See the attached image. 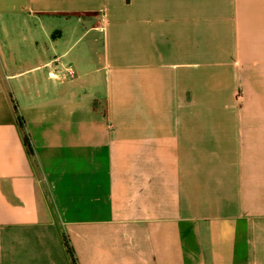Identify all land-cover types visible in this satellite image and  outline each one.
<instances>
[{
  "label": "crops",
  "instance_id": "1",
  "mask_svg": "<svg viewBox=\"0 0 264 264\" xmlns=\"http://www.w3.org/2000/svg\"><path fill=\"white\" fill-rule=\"evenodd\" d=\"M64 237L264 264V0H0V264H72Z\"/></svg>",
  "mask_w": 264,
  "mask_h": 264
},
{
  "label": "trees",
  "instance_id": "2",
  "mask_svg": "<svg viewBox=\"0 0 264 264\" xmlns=\"http://www.w3.org/2000/svg\"><path fill=\"white\" fill-rule=\"evenodd\" d=\"M17 121H18L19 126H20V128L22 130V133H23V142H24V145L26 147V150L29 153H31L32 152V145L30 143L29 136H28L27 132L24 130L23 118L19 114H17ZM63 244H64V247L66 249V252L68 253V256L70 258L71 263L72 264H77L76 258L74 256L73 248L69 244L68 240L65 237L63 238Z\"/></svg>",
  "mask_w": 264,
  "mask_h": 264
},
{
  "label": "built area",
  "instance_id": "3",
  "mask_svg": "<svg viewBox=\"0 0 264 264\" xmlns=\"http://www.w3.org/2000/svg\"><path fill=\"white\" fill-rule=\"evenodd\" d=\"M65 69V77H70L73 74L72 67L70 65H67Z\"/></svg>",
  "mask_w": 264,
  "mask_h": 264
}]
</instances>
